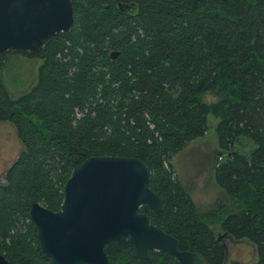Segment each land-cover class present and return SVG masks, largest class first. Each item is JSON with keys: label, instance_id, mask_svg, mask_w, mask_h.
<instances>
[{"label": "trees", "instance_id": "obj_1", "mask_svg": "<svg viewBox=\"0 0 264 264\" xmlns=\"http://www.w3.org/2000/svg\"><path fill=\"white\" fill-rule=\"evenodd\" d=\"M70 1L68 31L34 51L0 53V69L11 52L39 59L34 81L15 96L0 75V120L20 143L0 181V253L10 264H54L40 252L29 203L58 209L72 166L112 154L147 164L165 204L139 210L193 252L192 264L224 259L212 218L254 246L253 262L231 264H264V0ZM118 1L133 2L131 12ZM207 114L217 118L212 179L230 204L203 213L171 158L204 133ZM242 136L254 143L247 153L232 146ZM103 248L109 264H180L159 250L141 258L130 244Z\"/></svg>", "mask_w": 264, "mask_h": 264}, {"label": "water", "instance_id": "obj_2", "mask_svg": "<svg viewBox=\"0 0 264 264\" xmlns=\"http://www.w3.org/2000/svg\"><path fill=\"white\" fill-rule=\"evenodd\" d=\"M117 5L125 9L134 3ZM71 24L70 0H0V53L34 51ZM116 52L109 54L113 57ZM148 175L147 164L136 156L92 154L73 165L58 209L29 203L42 255L54 264H109L103 246L111 241L116 250L132 245L137 257L145 258L154 249L180 264H192L193 252L178 248L176 237L139 210L144 205L157 212L165 204L163 196L149 187ZM225 235L223 231L215 238ZM0 264H10L2 253Z\"/></svg>", "mask_w": 264, "mask_h": 264}, {"label": "rangeland", "instance_id": "obj_3", "mask_svg": "<svg viewBox=\"0 0 264 264\" xmlns=\"http://www.w3.org/2000/svg\"><path fill=\"white\" fill-rule=\"evenodd\" d=\"M39 59L26 56L19 52L8 53L0 69L3 85L9 95L15 96L34 81ZM217 118L211 114L206 116L204 133L191 139L171 158L173 173L193 199L200 212L213 210L215 202L229 203V197L212 179V164L217 151L214 126ZM241 153H247L254 146L252 140L240 137L232 144ZM20 148L13 125L0 120V176L6 166L10 164ZM219 156H217V159ZM230 204V203H229ZM209 222V221H208ZM212 224H211V223ZM210 225L217 235L221 230L217 221L210 219ZM224 259L220 264H231L233 260L251 263L255 260L253 244L246 238L228 237L225 240Z\"/></svg>", "mask_w": 264, "mask_h": 264}, {"label": "flooded vegetation", "instance_id": "obj_4", "mask_svg": "<svg viewBox=\"0 0 264 264\" xmlns=\"http://www.w3.org/2000/svg\"><path fill=\"white\" fill-rule=\"evenodd\" d=\"M118 2H121V1H118ZM133 7H131V5H130V7H128V8H125V10H127V11H129V12H131V9H132ZM121 10H124V9H121ZM216 153V152H215ZM4 172V171H3ZM1 173V172H0ZM2 175L3 174H1V176H0V181H1V179H2ZM229 236L228 235H225V236H223L221 239H219V241L225 246V240H226V238H228ZM224 249H226L225 247H224Z\"/></svg>", "mask_w": 264, "mask_h": 264}]
</instances>
